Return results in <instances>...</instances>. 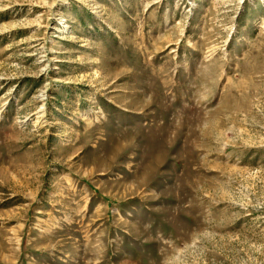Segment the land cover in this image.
Wrapping results in <instances>:
<instances>
[{"label": "rangeland", "instance_id": "obj_1", "mask_svg": "<svg viewBox=\"0 0 264 264\" xmlns=\"http://www.w3.org/2000/svg\"><path fill=\"white\" fill-rule=\"evenodd\" d=\"M0 264H264V0H0Z\"/></svg>", "mask_w": 264, "mask_h": 264}]
</instances>
